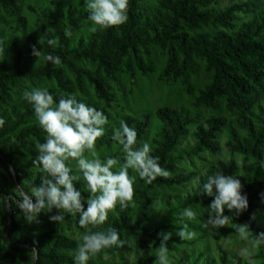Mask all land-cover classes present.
Segmentation results:
<instances>
[{"label": "trees", "instance_id": "trees-1", "mask_svg": "<svg viewBox=\"0 0 264 264\" xmlns=\"http://www.w3.org/2000/svg\"><path fill=\"white\" fill-rule=\"evenodd\" d=\"M223 1L228 5L221 7ZM27 9L29 18L22 16L17 0H0V117L6 121L0 127L4 208L0 213V264H33L35 257V264H74L80 245L58 233L62 229L80 232L83 243L86 232L113 227L121 241H131L137 251L143 250L146 239L159 248L161 233L179 230L170 221L192 226L181 218L185 208L208 213L213 198L200 192L207 177L218 172L241 181L249 207L239 215L225 210L233 220L214 228V238L237 236L235 224L249 225L252 241L264 233V0H128L126 23L108 28L88 20L83 0L79 4L47 0L37 9ZM5 18H13L9 27ZM49 39L58 42L55 48L48 45ZM33 46L43 51L39 58L33 55ZM47 54L59 56L61 63L48 62ZM142 79L179 85L188 107L164 103L148 112L132 109L129 115L114 116L111 111L115 107L125 110V102L134 96L131 87H138L137 80ZM22 88H47L56 103L71 95L107 116L104 135L85 150V158L103 161L112 157L123 165L126 153L112 137L124 121L137 132L134 147L149 143L151 155L159 158L167 175H157L147 183L129 169V176L135 178L132 199L108 210L102 225L81 227L79 214L64 210H60L65 215L63 222H51L50 216L58 214L55 209L51 213L44 209L28 221L17 205L19 191L32 195V188L47 177L35 161L37 145L46 142L48 134L32 105L23 99ZM222 146L226 159L220 157ZM66 164L72 174L80 176L74 185L84 199L94 195L76 159ZM202 238L172 236L167 248L191 247ZM113 247L100 252L109 254ZM207 252L204 244L187 263L215 264ZM252 259L264 264V245ZM155 262L138 258L133 264ZM218 263L247 261L219 246Z\"/></svg>", "mask_w": 264, "mask_h": 264}, {"label": "clouds", "instance_id": "clouds-1", "mask_svg": "<svg viewBox=\"0 0 264 264\" xmlns=\"http://www.w3.org/2000/svg\"><path fill=\"white\" fill-rule=\"evenodd\" d=\"M75 2L79 4L81 0ZM83 3L89 12L88 20L100 28L121 25L128 19V0H83ZM39 43L42 45V39ZM47 43L53 48L58 44L55 39H49ZM32 52L38 58L43 54L35 46ZM45 59L55 65L61 63L60 57L52 54H47ZM23 99L32 105L40 126L48 134L46 142L37 145L39 155L35 163L42 166L47 177H51L42 178L40 185L32 188V195L22 189L19 191L17 205L28 221H34L44 209L49 213L55 209L58 214L50 216L51 222H63L65 215L60 210H64L74 216L79 214L81 227L102 225L108 218V210L113 209L117 203L123 207L126 201L132 199L135 178L129 176V169L136 170L147 183H151L157 175H167L159 164V158L151 155L149 143L142 142L139 147H134L137 144V132L126 122L121 121L120 128L112 137L123 146L126 153L123 165H119V161L112 157L103 161L99 158L87 159L84 157L85 150L92 149L97 139L105 133L104 126L108 124V118L103 112L71 95L56 103L47 88L25 90ZM5 123L4 118L0 117V127ZM70 158L76 159L89 191L94 194L86 200L74 185L80 176L72 174L73 169L67 166L66 161ZM118 165L119 170L113 171ZM200 194L213 198L208 208V218L203 224L205 228H219L229 224L233 216L225 215V210L239 215L249 207L247 196L242 194L241 181L236 176H226L221 172L207 177ZM196 215L191 207L181 212L182 220H194ZM234 227L239 240H250L249 225L235 224ZM160 235L163 242L158 248L155 264H170L167 242L172 234ZM176 235L180 239L191 240L195 233L189 231L188 224L184 223ZM122 244L116 228L86 232L82 245L75 250L74 264H88L90 258L101 250ZM261 245H264V233L256 235L252 241L254 249ZM238 254L247 259V264H256L252 259L253 251L248 246L240 248Z\"/></svg>", "mask_w": 264, "mask_h": 264}, {"label": "rangeland", "instance_id": "rangeland-1", "mask_svg": "<svg viewBox=\"0 0 264 264\" xmlns=\"http://www.w3.org/2000/svg\"><path fill=\"white\" fill-rule=\"evenodd\" d=\"M21 6L22 16L29 18L30 12L27 9L28 7L37 9L41 4L45 3L47 0H17ZM228 5L227 1L221 2L220 6L225 7ZM2 14V13H1ZM0 14V15H1ZM5 25L9 27L13 18H5ZM136 82V80H135ZM139 82L138 87H131L134 91V96L125 102V110H120L119 107H115L111 113L116 116L123 112L125 115L131 114L132 109L148 112L153 110L156 106L161 104H166L167 106H183L188 107L189 102L187 96L184 94L179 85L175 86H166V85H157L155 83H149V80L142 79L137 80ZM28 87V86H27ZM128 86V88H130ZM130 88V89H131ZM26 88H22L20 92L25 91ZM223 146L221 147L220 157L223 159L227 158L226 152ZM98 194V193H97ZM7 202V201H6ZM9 206V205H8ZM7 206V208H8ZM2 197L0 196V213L3 211ZM196 218L191 220L192 226H188L189 231L195 233V236H202L203 238L194 244L191 247L178 246L177 251H168V259L170 264H188L187 259L191 256L194 250L202 247L204 244H207L208 252L206 255L213 257L215 259V264L218 263V247H222L234 253H239V249L245 246H248L252 249L253 253L256 252V249L252 248V240L242 241L235 237H227L225 239L216 240L213 235L214 228H205L203 227L204 222L208 218V213L203 214L199 211ZM264 214V212H263ZM170 225H173L179 230L183 227L184 223L178 222H169ZM56 227H54L55 229ZM179 230L171 229L172 236H177L176 232ZM58 233H65L71 239L75 240L79 245H82V235L80 232L75 229L73 232H68L65 229L59 230ZM194 236V237H195ZM158 257V248L155 246L154 242L146 239V243L143 245V250H136L134 244L131 241H124L121 246H114L112 252L107 254L105 251L100 252L97 255H94L90 258L88 262L92 264H133L138 258H153L157 259ZM247 261L246 258L242 257ZM196 264H201V261H197Z\"/></svg>", "mask_w": 264, "mask_h": 264}, {"label": "water", "instance_id": "water-1", "mask_svg": "<svg viewBox=\"0 0 264 264\" xmlns=\"http://www.w3.org/2000/svg\"><path fill=\"white\" fill-rule=\"evenodd\" d=\"M16 181V180H15ZM16 186H17V183H16ZM7 201V203H8V201H9V199H7L6 200ZM8 211H9V218H10V221H9V223L11 222V210H10V208H9V206H8ZM9 226V225H8ZM7 230H8V227H7V229H6V231L5 232H7ZM35 262H36V257H35V260H34V263L33 264H35Z\"/></svg>", "mask_w": 264, "mask_h": 264}]
</instances>
